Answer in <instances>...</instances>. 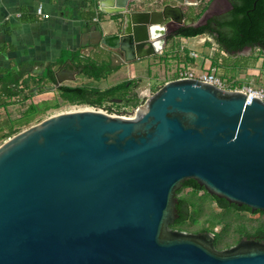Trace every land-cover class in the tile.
<instances>
[{
  "label": "water",
  "instance_id": "95a60500",
  "mask_svg": "<svg viewBox=\"0 0 264 264\" xmlns=\"http://www.w3.org/2000/svg\"><path fill=\"white\" fill-rule=\"evenodd\" d=\"M129 2L102 9L118 15L117 32L91 27L92 43L125 61L161 53L172 24L197 26L182 7L202 0H154L159 9L141 11ZM54 75L49 90L71 79ZM190 179L264 211V101L181 78L131 117L84 109L44 118L0 144V264H264L254 239L217 249L210 231L170 227Z\"/></svg>",
  "mask_w": 264,
  "mask_h": 264
},
{
  "label": "crops",
  "instance_id": "0c3cea01",
  "mask_svg": "<svg viewBox=\"0 0 264 264\" xmlns=\"http://www.w3.org/2000/svg\"><path fill=\"white\" fill-rule=\"evenodd\" d=\"M115 3L116 0H0V87L8 84V74L11 71L16 72L18 65L22 62L33 63L30 66L31 75H40L39 72L43 73L47 67H51L53 74L60 71V78H71L65 80L61 85H79L76 80L82 76L79 73L81 68H76V65L79 61L87 58L100 63L104 61L119 66L117 70L106 77L112 76L122 68L129 69L124 79L128 77L134 79L138 76H144L145 72V74L150 73V70L156 68L152 65L154 55L125 61L122 52L119 50H112L102 44L92 43L97 38L96 33L91 30L92 26H95V29L103 35L117 32L118 15L108 14L102 10L115 7ZM204 6L205 1L194 7H182L185 12L184 17H192L194 22H198ZM38 8H40V13L37 12ZM128 8L136 11L153 10L159 9L160 5H156L154 0H130ZM94 18H96L95 21ZM197 36L172 35L161 53L155 55L159 57L155 62L162 61L158 67L164 68L165 65H168L167 62L171 64L174 61L178 62L177 64L182 62V58L177 59V61L166 59L171 55L170 51H172L174 38L188 39L182 42L180 49L184 50L186 47L185 49L190 53L196 51L195 45H192V40ZM216 44L220 47L217 42ZM174 50H176L173 51L174 53L178 51L176 47ZM59 59L62 62L57 64L56 61ZM189 60L187 63L190 62L191 68L195 72H199L202 67L198 62V57L189 56ZM219 61H221L220 58ZM177 64L173 66L176 67ZM174 69H171L172 76L167 78V81L174 79L172 73ZM51 84L53 83L45 80L43 82L44 91H36L23 101L6 106L1 105L0 110L4 111L7 118H0L4 124L0 125V134H4L11 127L9 121H11L12 116L17 115L13 109L24 110L30 101L42 99L45 94L50 93L48 86ZM30 87H33L32 83H30ZM104 88L107 87L101 89ZM7 100L5 95L0 94V103L3 104ZM10 111L14 113L10 114L12 113Z\"/></svg>",
  "mask_w": 264,
  "mask_h": 264
},
{
  "label": "rangeland",
  "instance_id": "374dc122",
  "mask_svg": "<svg viewBox=\"0 0 264 264\" xmlns=\"http://www.w3.org/2000/svg\"><path fill=\"white\" fill-rule=\"evenodd\" d=\"M188 39H181L180 37L174 38L172 51H170V56L166 59L176 60L181 59L184 63H187L189 60V51L185 49L181 50L180 46L182 42ZM203 42V43H202ZM192 45L196 47V53L198 54V62L200 66L209 65L211 68L216 70V73L224 78H227L229 81L234 80L233 84L237 86L242 85H260L264 86V52L254 47L251 49H246L242 52L243 57L235 56L234 54H229L221 50L217 46L216 41L211 35L202 34L195 37L192 40ZM177 52L173 51L175 47ZM175 54V55H174ZM179 54V55H177ZM185 55V56H184ZM121 56V55H120ZM119 56V57H120ZM121 58V57H120ZM185 58V59H184ZM219 58L221 61H219ZM115 59V58H114ZM152 65L156 68L150 70V73H144V76H138L134 79L127 78L129 69L122 68L118 72L114 73L112 76L102 78L99 81L88 80L86 77L79 76L76 82L79 84L88 83L99 88L109 87L118 83H121L125 80H134L137 82L136 87L128 89L127 96L135 95L137 101L135 104H128L126 100H122L120 103H113L112 101L104 102L101 106H91L87 104H69L64 102L59 96L56 89L54 91L48 90V95L45 94L42 99H36L35 101H30L29 104H33L37 110L35 113L31 114L29 117V122L34 124L39 118H47L51 115L58 114L61 112L74 111V110H104V108H109L112 110L123 109L128 112L134 111L137 107L143 105L146 99L153 94L162 84L167 81L171 75V69L175 67L173 65L178 62L168 63L164 68L158 65L162 62H155L159 59L158 56H153ZM190 63V62H189ZM69 83V82H68ZM34 86V84L32 83ZM26 92V90H25ZM118 98V97H117ZM120 98V97H119ZM55 102L59 103L58 107L47 109L42 111L44 105L53 104ZM28 104V105H29ZM28 105L24 107V110L13 109L17 112V115L10 116L12 119L10 122L11 126H21L22 129L26 128L24 126V121L22 119V114L27 109ZM18 108V107H17ZM0 118L6 119V114L4 111L0 110ZM12 112V111H10ZM14 112L10 113L13 114ZM41 119V120H42ZM0 119V125H4ZM29 124V123H28ZM29 124V125H31ZM21 129V130H22ZM1 133V132H0ZM1 135V134H0ZM4 140L0 139V144ZM176 196H187L188 198L194 201L188 207V213L185 221L180 224H173L170 227L176 230H183L186 232H199L201 229L209 227V219L214 218L215 226L213 227V234L218 235L217 241L219 247L217 249L228 248L229 246L235 245L238 242V239L241 237L242 233H253L257 228L264 226V215L260 212L252 213L248 211L236 210L233 207L222 209L217 206L214 199L209 196L204 190H193L190 187L181 188L180 192ZM228 244V245H226Z\"/></svg>",
  "mask_w": 264,
  "mask_h": 264
},
{
  "label": "trees",
  "instance_id": "16d2710c",
  "mask_svg": "<svg viewBox=\"0 0 264 264\" xmlns=\"http://www.w3.org/2000/svg\"><path fill=\"white\" fill-rule=\"evenodd\" d=\"M231 6L232 9L230 11V19L219 23L220 29L217 30L218 35L216 33V28L214 31H212L206 30L204 26L181 27L173 35L194 37L209 33L219 44L220 48L229 54L241 51L247 46L257 47L261 51H264V0H232ZM171 36L172 34L170 37ZM61 62L62 61H60V59L56 61L57 64H60ZM32 64V62H22L18 65L16 72L11 71L10 74H8V84L0 87V94L5 95L8 100L3 102V104L0 103V106H6L14 102L23 101L29 96H32L36 91H44L43 82L45 80L54 83V74L51 67H47V69H45V71L40 75H31L30 66H32ZM118 67V65H111L110 62L106 63L103 61L100 63L91 58L81 60L76 65V68H81L79 73L83 77L93 81H99L102 78H105L108 74L117 70ZM30 83H33L34 86L30 87ZM136 86L137 82L134 80H126L104 89L84 83L79 85H60L56 88V90L61 99L69 104L101 106L104 102L111 101V99L117 97H120L122 100H126L128 104H135L137 101L135 95L129 97L126 96L128 89ZM58 106V102L46 104L41 110L46 111L47 109ZM36 111L37 110L33 104L28 105L27 109L22 114V119L24 121L23 123L26 125L24 127L29 126V117ZM41 119L42 118H39L37 122ZM21 129V126H11L7 132L0 135V139L5 140ZM184 187H190L195 191L204 190L191 179L184 182L181 188ZM181 188L177 190L176 195L180 192ZM209 196H211L216 202L217 206L222 209L233 207L236 210L251 212L249 208L245 206L237 207L234 204L227 203L224 199L217 198L210 194ZM177 200L178 202L176 204V208L179 213V217L173 224H180L185 221L188 213V207L194 203V201H192V199L188 198L187 196H177ZM258 212L264 215V211H255L254 213ZM213 219L214 218L209 219L210 226L201 229V231L213 232V227L215 224H217L215 221H213ZM255 234L264 235V226L257 228L253 233L241 232V237L246 236L247 238H250ZM217 238L218 235L214 233L213 245L215 247H219Z\"/></svg>",
  "mask_w": 264,
  "mask_h": 264
},
{
  "label": "built area",
  "instance_id": "2783aa9c",
  "mask_svg": "<svg viewBox=\"0 0 264 264\" xmlns=\"http://www.w3.org/2000/svg\"><path fill=\"white\" fill-rule=\"evenodd\" d=\"M38 13H40V8H38ZM96 18H94V21ZM189 56L191 57H198V54L196 52H190ZM172 73L174 75V79H181V78H196L200 81L209 83L211 85L217 86L222 89L227 90H239L244 95L248 97H255L259 100L264 101V86H256V85H242L237 86L233 84L234 80H228L227 78H224L216 73V70L214 68H211L209 65H204L203 68H200L199 72H195L193 68H191V65L189 63H184L183 61L177 64L174 70H172ZM139 107H137L134 111L128 112L123 109L120 110H112L109 108H104V110L100 109V111H103L110 115H117L122 117H131L135 114V112L138 110Z\"/></svg>",
  "mask_w": 264,
  "mask_h": 264
},
{
  "label": "flooded vegetation",
  "instance_id": "af4514ba",
  "mask_svg": "<svg viewBox=\"0 0 264 264\" xmlns=\"http://www.w3.org/2000/svg\"><path fill=\"white\" fill-rule=\"evenodd\" d=\"M205 1V6L201 12L202 16L198 20L197 26H204L206 30H212L214 31L216 28V33L218 35L217 30L220 29L219 23L229 20L230 19V11L232 9L231 1L232 0H202ZM179 24H172L170 26V33L173 35L176 31H178L181 27H189ZM196 27V26H193ZM210 35L209 33H205ZM176 36V35H173ZM253 47H245L241 51H237L234 54L236 57H243L244 55L242 52L246 49H251ZM264 52V51H262ZM60 77V71L59 73H55ZM54 81H55V75H54ZM254 213V212H253ZM251 239H254L258 242L264 243V235L263 234H255L250 237Z\"/></svg>",
  "mask_w": 264,
  "mask_h": 264
},
{
  "label": "bare ground",
  "instance_id": "6f19581e",
  "mask_svg": "<svg viewBox=\"0 0 264 264\" xmlns=\"http://www.w3.org/2000/svg\"><path fill=\"white\" fill-rule=\"evenodd\" d=\"M125 29H127V25H126Z\"/></svg>",
  "mask_w": 264,
  "mask_h": 264
}]
</instances>
